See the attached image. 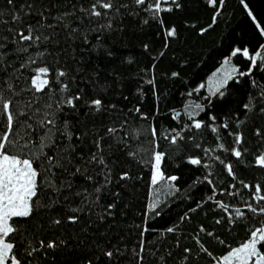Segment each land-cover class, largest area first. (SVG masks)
<instances>
[{
  "label": "trees",
  "instance_id": "obj_1",
  "mask_svg": "<svg viewBox=\"0 0 264 264\" xmlns=\"http://www.w3.org/2000/svg\"><path fill=\"white\" fill-rule=\"evenodd\" d=\"M150 2L114 0L125 7L89 17L80 8L90 9L93 0H0V37L5 38L0 40V95L12 100L14 114L27 112L17 116L11 138L48 145L36 161L41 171L47 156L60 165L49 177L61 188L59 202L19 222L21 231L11 238L22 264H86L89 259L93 264H216L247 242L252 231L264 228V166L257 163L264 155V61L258 58L251 67L249 58L230 55L236 48L264 55V0H177L179 7L169 0L162 7L172 11L158 18L145 10ZM15 15L21 22L14 21ZM29 25L39 40L21 41L19 32L27 34ZM173 27L176 35L167 37L166 29ZM223 56L239 71H251L229 80L221 89L224 96H210L201 85L221 67L223 61L216 63ZM44 66L54 97L50 101L36 93V101L30 78ZM61 70L67 75L60 81L69 86L64 93L56 80ZM76 94L82 98L75 109L57 108L56 100ZM93 99L102 100L100 112L89 107ZM171 101L178 105L174 117L180 114L173 120L164 114ZM47 103H52L48 111L55 113L56 123L41 127ZM35 108L41 111L33 114ZM189 111L199 112L194 119L204 127H192ZM26 120L31 129L19 126ZM4 125L6 116L0 113V131ZM47 128L52 129L49 136L44 135ZM177 133L180 138L172 143ZM157 152L163 155L164 179L154 185ZM93 154L104 164L92 161ZM193 158L201 163L192 165ZM49 198L57 194L45 185L40 203ZM110 204L115 207L109 210ZM73 208L81 211L72 213ZM73 214L77 223L67 221ZM56 218L62 223L50 226ZM40 239L66 244L55 251L40 249ZM105 251H113L110 260Z\"/></svg>",
  "mask_w": 264,
  "mask_h": 264
},
{
  "label": "snow or ice",
  "instance_id": "obj_2",
  "mask_svg": "<svg viewBox=\"0 0 264 264\" xmlns=\"http://www.w3.org/2000/svg\"><path fill=\"white\" fill-rule=\"evenodd\" d=\"M9 4L13 3V0H7ZM137 5H145L148 0H134ZM169 0H151L149 6L146 11H150L154 17H159V14L162 11H172V8L162 7V3H168ZM213 4H215V0H211ZM223 3V0H220ZM243 3V0H241ZM172 4H175L176 7H179L177 0H171ZM27 7H31V5H27ZM120 7H125V5H117L114 3V0H93V3L90 6V9H85L81 6L80 11L84 12L85 15L91 17H101L108 16L110 12L115 10L119 12ZM247 8L248 5L245 4ZM103 9L104 11H101ZM251 16L252 13L249 12ZM255 19V17H253ZM14 21L16 23L21 22V17L19 15L14 16ZM3 23V21H0ZM147 23V21H145ZM161 25H163V20H160ZM102 27H110V25L102 26ZM259 27V25H257ZM33 28L31 25L27 28V34L23 31L19 32V36L21 41H29L34 42L40 39V36H33ZM261 34L264 35V29H261ZM167 37H174L176 35V29L169 28L166 29ZM5 38L0 37V40ZM4 44L0 43V48H3ZM147 48V45H145ZM26 51L27 49H23ZM238 54L243 55V57L249 58L251 61V67H255L257 65V59L259 58L261 61H264V55L261 52H256L255 55L250 56L249 49L244 48L241 50L240 48H236L232 51V56H237ZM4 55V53L0 52V56ZM34 63L35 61H31ZM230 60L226 59L224 61L225 65H228ZM34 75L30 78L31 88L29 91L34 90L33 99L39 101L40 97L35 96L36 93L45 94L48 96V99L51 101L54 97V91L51 88L52 81L49 79L50 70L47 66L38 67L33 70ZM251 68L249 69V73ZM238 73L239 76L248 75L249 73L241 72L236 67H231L224 71L223 75L218 77L214 82H212L210 87V93L212 96L219 95L224 96V92L221 91L228 83L229 80L234 79V76ZM67 73L65 71H58L56 75L57 82L62 84L61 93L67 92L69 90V86L67 83H63L60 81V78L66 77ZM177 75L173 73V76ZM153 81H149L152 83ZM201 87H204L201 85ZM48 89V93H45V90ZM191 95V93L189 94ZM81 95L76 94L75 96H69L67 98L61 97V99L56 100L57 108H60L61 105H66L73 109L76 108V101L81 100ZM33 100H30L25 108H30L32 106ZM89 107L95 109L96 112H100L104 105L101 99H93L90 102ZM191 107V106H190ZM244 107L249 109V104H245ZM52 108V103H47L44 105V119L40 120L39 123L41 127H46L47 125H55V113L50 112ZM196 109H199L200 112L204 111V108L201 107L200 104L195 105ZM41 111L40 108L33 109V114L39 113ZM139 111V109H136ZM0 113L6 116V125H4V131H0V264H22V261L19 259L16 254V243L11 239L14 234L19 233L21 230L18 226L19 222L28 220L33 217L36 210L38 208L44 207H54L59 202V193L61 191L60 187L55 186L50 177L51 169L53 167H59V163L53 162V157L47 156L45 159L47 160V167L44 168L43 171L40 170L36 165V161L40 159V156L43 155V148L48 145L41 140L39 145L32 143L29 140H25L23 144L19 143L18 140H14L11 138V134H13L14 126L17 123V116L24 115L27 116V112L25 110H21L18 113L13 112V102L10 99H5L3 95H0ZM179 113L176 114L177 118L179 117ZM199 115V112L189 111L188 117L193 120V125L195 129H201L204 127V122L201 120H195L194 117ZM51 117V118H49ZM30 120L31 117H28ZM210 120L215 121V117H209ZM31 129L32 125L28 123V121L20 122V127H25ZM227 127V125H223ZM65 127H67V122H65ZM211 127V125H210ZM110 133L115 132V129L110 128L108 130ZM212 132H217L216 127H211ZM52 132L51 128H47L44 135L49 136ZM71 132L66 134L67 139H71ZM152 135L155 137L156 129L152 128ZM179 137V133L172 136L171 142L176 143ZM241 142V137L236 136V143L239 144ZM99 149V144H97ZM220 147H223L221 145ZM13 149L16 150L18 154L13 153ZM27 150V152L25 151ZM234 155L239 158L242 153L239 150L234 151ZM92 161H97L100 164H104V160L102 157L93 154L91 157ZM163 159V155L157 152L154 156V164H153V175H152V183L155 185L159 181L164 179L163 173L161 172V161ZM43 163V161H41ZM190 163L192 165H199L201 161L199 159H191ZM257 163L261 166H264V155L260 156L257 159ZM228 172L232 173L231 165L227 166ZM80 169L77 168V172ZM127 173H125L121 178H126ZM91 179V177H88ZM170 180H176L177 177L172 176L169 178ZM47 185L53 192L57 194L56 199L49 198V201L45 204L40 203V189ZM70 186V185H69ZM100 188L97 187L95 191L97 193L100 192ZM261 189L259 187L256 188V192L259 193ZM79 195V193H77ZM66 199V198H65ZM261 200H264V196L260 197ZM108 209H112L115 207L114 204H110L107 206ZM156 207L155 203L152 206ZM220 207L227 211V206L224 204H220ZM251 207V206H249ZM252 212H256L255 208L251 209ZM72 213H77L81 211L79 208L70 209ZM261 212H264V208L260 209ZM109 215L111 212L108 211ZM236 215L243 216L239 210L236 211ZM78 216L70 215L67 217V221L69 223H77ZM103 219V216L100 217ZM62 223L61 219L56 218L50 221V226H58ZM169 232L172 231L171 228L168 229ZM37 235H39L37 233ZM66 244L64 240H50L47 243L43 239L39 240L40 249H47L55 251L60 245ZM264 228H257L251 232V238L243 243L240 247L232 249L228 255L223 258L222 264H264ZM39 249L33 248L32 251H38ZM31 255V252L28 253ZM104 256H106L109 260L113 257V251H105ZM86 264H93L91 259L87 260Z\"/></svg>",
  "mask_w": 264,
  "mask_h": 264
},
{
  "label": "rangeland",
  "instance_id": "obj_3",
  "mask_svg": "<svg viewBox=\"0 0 264 264\" xmlns=\"http://www.w3.org/2000/svg\"><path fill=\"white\" fill-rule=\"evenodd\" d=\"M264 36V35H263ZM243 50V49H241ZM232 53V52H231ZM230 53V55H231ZM226 58L225 56L221 57V60H219L216 65L218 66V64H220L223 59ZM228 60H230V63L228 65H225L224 64V60L221 67L217 69V71L215 73H213L212 75H210L206 82L204 84H202L204 86V90L206 91V93L208 95L211 96V93H210V87H211V84L212 82H214L218 77L222 76L224 71H226L227 69H230L231 67H235L232 63H231V58H227ZM215 65V66H216ZM177 109H178V105L175 103V101H171V103L168 105V107L166 108L164 114L165 116H168V118H170V120H173L174 118V113L177 112ZM223 262V259L220 260V262L216 263V264H222Z\"/></svg>",
  "mask_w": 264,
  "mask_h": 264
}]
</instances>
